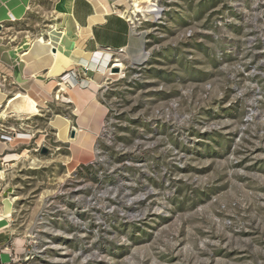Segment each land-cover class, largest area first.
<instances>
[{
    "label": "rangeland",
    "instance_id": "1",
    "mask_svg": "<svg viewBox=\"0 0 264 264\" xmlns=\"http://www.w3.org/2000/svg\"><path fill=\"white\" fill-rule=\"evenodd\" d=\"M58 2L0 28L16 67L51 63L37 98L0 72V264H264V0H105L136 47L55 80ZM76 83L105 108L89 154L53 123L80 128Z\"/></svg>",
    "mask_w": 264,
    "mask_h": 264
},
{
    "label": "crops",
    "instance_id": "2",
    "mask_svg": "<svg viewBox=\"0 0 264 264\" xmlns=\"http://www.w3.org/2000/svg\"><path fill=\"white\" fill-rule=\"evenodd\" d=\"M13 1L14 0H0V28L2 27V25L4 27L1 33L3 32L6 33V31L10 28V26L13 24L14 21L20 20L25 16V10H26L25 4H27L29 0H18V5L21 6V8L19 9L21 11L18 12L19 15L16 17L14 16L15 11L13 7L15 6H13L14 5ZM106 1L109 5H111L112 2L116 0L114 1L106 0ZM59 2L57 4V12H59V15L62 18L60 24H62V27L65 29L68 35H70L71 40L74 41L82 51H84L85 53L92 54L93 58H97L98 56H100L101 60L104 59L106 61L104 55H108V54L112 55L114 52L120 50H122V52H125L127 50H131L132 48L136 47V44L139 41L138 39L139 34L135 33L131 23L125 18L124 15L116 12L112 8H110V10L107 12L104 11L97 0H72L71 2L68 1L69 3H71L70 12H71L72 20L74 21V24H76L77 27V29L75 30L73 29L72 25L66 20L65 16L58 9ZM7 14L11 15V17L7 16ZM6 46H8V43L3 45L0 39V48L1 47L6 48ZM17 47L21 49L23 48L21 47V45H18ZM8 53H9V58L3 57L2 54L0 53L1 74H3V76L7 80L11 79V81H17L16 87L20 90L22 94H27V95L29 94L32 97L37 98L42 93V91H46V84L47 82H49L48 81L49 79H46L48 72L45 75V77L37 76L35 77V79H30L29 76L32 74L34 75V73L35 74L38 73L40 70L49 71L51 63L50 64L47 63L45 58L44 61H41L42 59L41 57L40 59L36 57H30L29 56L30 52L29 51L26 52L25 50L24 52L23 51L21 52L24 54H21V58L18 59L19 62L17 63L18 67H16L15 66L16 62L13 57L14 55H12L10 50H8ZM21 62H24L25 64L23 63L20 64ZM36 63L39 65V67H36ZM77 64L79 63H74V65L72 66L73 68H70L64 72H68L71 71L72 69H75ZM52 73L53 75H50L53 77L52 79L57 80V78L60 77V76H56L59 75L57 72L53 71ZM54 85L55 83L51 85L50 90ZM68 86L73 87L72 84H69ZM80 88L83 91H93V87L91 86H89L87 89H83L81 86ZM72 89L73 88H70L69 90ZM69 92L70 95L73 96L71 91ZM74 97L76 98V95ZM5 100H7V98L4 99V101ZM92 101L93 99L86 102V104L84 105V110H87V108L91 106ZM72 104L73 107L74 106L76 108L78 107L77 104L74 103ZM77 116L79 123V115ZM18 120H19L18 121L19 127L25 128L24 121L28 119L25 120L18 119ZM0 208H1L0 209V243H1L4 239L8 238L10 233V229H9L10 207L7 206V202H6L5 207L0 206ZM6 259L8 260V255H6ZM1 262L2 261L0 260V263Z\"/></svg>",
    "mask_w": 264,
    "mask_h": 264
},
{
    "label": "bare ground",
    "instance_id": "3",
    "mask_svg": "<svg viewBox=\"0 0 264 264\" xmlns=\"http://www.w3.org/2000/svg\"><path fill=\"white\" fill-rule=\"evenodd\" d=\"M65 1L66 0H62V4L58 6V9L65 16L66 20L72 25L73 29L76 30L77 27L76 24H74V21L72 20L71 12H70L71 3L69 2H71L72 0H68L69 2L67 4H65ZM97 1L99 2V4L101 5L104 11L107 12L110 10V7L107 6L105 0H97ZM13 4L12 5L15 6L13 7L15 11L14 16L16 17L19 15L18 12L21 11L19 9L21 8V6L18 5V0L17 1L14 0ZM119 12L123 13L121 10H119ZM7 16L11 17V15L9 14H7ZM126 19L131 23V25L135 24L132 17L130 18L131 20H129L128 18ZM62 43L63 46L60 47V50H58L56 59L54 60L53 63V68H52L53 71L57 72L58 74H62L64 73V71L73 68L72 66L74 65V63H79L81 61L84 64V67L88 75H92L95 72L93 71L92 68L93 66H96L97 68L99 66L100 69L101 68L104 69L105 66H103L102 62L103 61L105 62V60L104 59L101 60V57L98 56L97 58L94 59L95 60L94 61L93 55L82 51L79 48V46L74 41L71 40L70 35H68L66 31L63 33ZM0 53L2 54L3 57L9 58V53L6 48L1 47ZM110 55L111 54L104 56L108 57ZM65 80L62 81L64 82ZM93 86L95 88H98L99 85L98 83L93 81ZM75 87L76 88L74 92L78 97L81 98V101L83 103H86L88 102V100L93 99L91 106H89L90 108L88 107L87 110H84V108L82 110L80 109L76 110V112H78L79 114V120L81 123L80 128L73 127L71 125V121L68 118H65L61 115H58L53 123L55 124V126H57L59 137L65 141L69 139L68 134L70 130L72 128L76 129L77 136L71 140L74 149L76 150L77 153L79 152L81 154L84 153L89 154L91 153L94 139L102 126V119L104 116L105 108L97 100L94 99V94H91L90 91H88L87 93L85 92L86 95L85 97H81L83 96L82 94L83 90L80 88V86H78V84ZM4 99H5V94L0 91V105L4 101ZM0 147L4 148V145H0Z\"/></svg>",
    "mask_w": 264,
    "mask_h": 264
},
{
    "label": "built area",
    "instance_id": "4",
    "mask_svg": "<svg viewBox=\"0 0 264 264\" xmlns=\"http://www.w3.org/2000/svg\"><path fill=\"white\" fill-rule=\"evenodd\" d=\"M118 52H122V50L118 51ZM110 62V61H109ZM108 62V64H109ZM70 75V73H67L64 77H62V80H65L66 78H68V76Z\"/></svg>",
    "mask_w": 264,
    "mask_h": 264
},
{
    "label": "water",
    "instance_id": "5",
    "mask_svg": "<svg viewBox=\"0 0 264 264\" xmlns=\"http://www.w3.org/2000/svg\"><path fill=\"white\" fill-rule=\"evenodd\" d=\"M115 70H117V69H115ZM72 136H74V133H72Z\"/></svg>",
    "mask_w": 264,
    "mask_h": 264
}]
</instances>
